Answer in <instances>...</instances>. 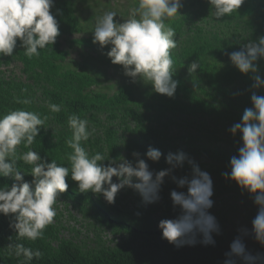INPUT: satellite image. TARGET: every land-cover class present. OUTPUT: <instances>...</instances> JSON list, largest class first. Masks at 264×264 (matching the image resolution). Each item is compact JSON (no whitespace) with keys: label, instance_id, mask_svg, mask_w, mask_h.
Listing matches in <instances>:
<instances>
[{"label":"trees","instance_id":"trees-1","mask_svg":"<svg viewBox=\"0 0 264 264\" xmlns=\"http://www.w3.org/2000/svg\"><path fill=\"white\" fill-rule=\"evenodd\" d=\"M132 1L138 4V0ZM86 2L54 0L51 11L56 14L60 35L52 47L40 50L38 57L28 58L19 41L13 56L0 55V67H5L0 71V115L24 108L42 118L47 116L30 148L39 152L42 159L56 160L69 168L66 156L71 149L65 141L71 137L67 119L72 113L90 122V138L83 142L90 154L100 152L109 159L133 160V152L144 158L149 147L158 148L163 153L160 161H147L155 172L169 167L164 160L169 152L183 150L211 176L214 203L209 212L218 221L220 234H213L214 246L198 242L195 246L177 248L162 239L159 221L179 214L169 194L172 190L186 191L178 189L171 177L164 180L159 202L150 206L144 205L129 188L118 192L115 202L109 204L98 194L81 193L69 175L66 178L69 187L58 198L62 199L63 211L70 205L80 215V221L69 213L66 219L78 223L85 230L84 237L79 239V231L67 226L55 206L54 222L44 230V237L34 242L18 238L9 227L11 218L0 215V264H22V257L9 254L6 247L9 243H23L43 253L30 264H223L235 238L226 232L224 224L228 214L241 213L247 214L242 220L249 222L251 236L246 250L264 255V245L252 234L251 224L257 213L254 198L224 175L230 172V158L241 146L239 134L233 136L230 127L251 106L252 84L249 76L235 70L226 53L239 50L248 39L264 36V0H245L237 12L219 21L213 18L207 0H182L180 16L168 21L176 32L177 46L170 52L176 70L173 79L179 82L172 98L130 78L108 86L109 92L100 90L99 71L89 60L112 64L107 57L110 47L101 48L93 42L91 22L81 24L77 12L84 13L80 7ZM125 10L124 7L118 15H126ZM114 19L119 20V16ZM75 35L81 36L72 39ZM70 49L80 52V61L70 59ZM96 52L103 57L96 56ZM195 60L199 61L200 69L190 75L187 67ZM257 63L264 77V60ZM8 66L11 67L7 69ZM112 66L124 75L121 66ZM256 91L264 95V89ZM26 97L31 98L30 105L16 103L18 98ZM49 102L61 105V111L51 112ZM27 150L22 145L18 149L21 153ZM18 167L25 173L24 180L31 182V165L18 161ZM190 173L191 166L185 161L172 175L179 178ZM13 182L11 178L0 177V186L10 187ZM130 196L136 198L132 210L125 201ZM66 232L69 238L64 237ZM104 232L111 238H102ZM89 234L92 238H88ZM237 264L242 261L237 260Z\"/></svg>","mask_w":264,"mask_h":264},{"label":"clouds","instance_id":"clouds-1","mask_svg":"<svg viewBox=\"0 0 264 264\" xmlns=\"http://www.w3.org/2000/svg\"><path fill=\"white\" fill-rule=\"evenodd\" d=\"M245 0H207L212 16L221 20L231 16ZM182 0H138L126 20L117 21L115 11H106L94 23L93 42L101 48L109 46L107 57L113 65L121 66L123 74L132 82L150 85L155 93L172 98L178 87L173 79L176 72L170 50L176 48V32L168 23L179 15ZM54 0H0V55L13 56L19 41L28 58L38 57L40 50L56 43L60 35ZM180 16V15H179ZM230 64L251 84L250 107H246L239 122L230 127V133L240 136L237 154L229 161L230 172L225 173L240 189L253 196L257 213L252 220V234L264 245V77L260 74L258 61L264 60V36L248 39L239 50L226 53ZM200 69L198 60L191 62L187 72L192 75ZM17 104L30 105L31 98L17 99ZM48 108L53 113L61 111V105L52 102ZM37 112L18 108L0 115V177L14 182L0 186V215L10 217L9 227L18 238L36 241L44 237V230L54 222L57 211L54 205L59 194L67 191L69 177L77 183L81 193L98 194L112 204L118 192L125 188L135 191L144 205L160 200V191L166 177H171L178 189L172 190L170 200L179 209L175 218L162 219L158 223L162 239L177 248L215 245L213 234H220V225L209 212L213 206V181L208 172L200 167L183 150L169 152L164 156L169 166L160 171L150 170L147 161L159 162L163 153L149 147L141 158L133 152V160L123 157L109 159L102 153L90 154L83 146L90 138L89 120L72 113L67 124L71 137L65 143L71 149L66 159L70 168L56 160L42 159L30 146L45 124ZM29 150L19 152L20 146ZM18 161L31 165V182L24 180L25 173ZM107 161V165H105ZM185 161L191 166L190 175L177 178L173 171L182 168ZM115 181L113 182V178ZM241 231L247 232L246 229ZM197 237H200L199 241ZM10 255L22 257V264H30L42 257L39 249L26 247L23 243H9ZM264 264V255L246 250L238 236L225 253L223 264Z\"/></svg>","mask_w":264,"mask_h":264},{"label":"rangeland","instance_id":"rangeland-1","mask_svg":"<svg viewBox=\"0 0 264 264\" xmlns=\"http://www.w3.org/2000/svg\"><path fill=\"white\" fill-rule=\"evenodd\" d=\"M86 1L87 2L83 4L82 7H80V10L83 11L84 13L77 12V16L82 18V21H81L82 25H85L87 22H91L93 26H94L96 19L102 16L104 12L106 11H115L117 13V16H119V20L117 21L122 22L123 20H126L128 18V16L131 13V10L135 8V6L137 5L135 4L134 1L130 3V0H86ZM124 7L126 9L125 10L126 15L124 14L118 15ZM80 36L81 35L72 36V39H78ZM64 48H66L65 45H63V49ZM68 53H69V57L71 60L80 61V56H79L80 52L78 50L70 49ZM96 56L103 57L101 52H96ZM93 57H95V55ZM89 62L94 64L95 68L98 69L99 71V84L101 85L100 90L109 92L110 88H108V86H115V85H119L122 82H127L128 77H126L125 75H121L118 69L113 67L112 64L110 63L106 64L104 62H97L96 60H89ZM10 67L11 66H8L7 69ZM2 69H5V67H0V71ZM4 73H5L4 76H6L7 73L6 72ZM120 192H122V190ZM61 201L62 199L58 198V201L54 206L61 213L62 220L63 221L66 220L67 226H73L76 230L79 231V239L83 238L85 235V230L82 227H80L78 223L73 224V221L66 219L67 213H69L71 217H74L77 221H80V215L75 210H73L70 207V205L66 207V211H63L62 209L63 204L61 203ZM125 201L126 203H128L129 210H132L135 208L136 198L130 196L126 198ZM153 205L154 204H151L150 206H153ZM245 217H247L246 213H241L238 215L228 214L226 223L224 225H225L226 232H229L231 235L235 236V238L239 236L242 239L245 246L247 247L251 242V240H249L251 236L249 235L248 226H247L249 225V222L242 220V218H245ZM242 229H246L247 232L245 233L241 231ZM64 237L69 238L70 234L66 232ZM101 237L105 239L108 237L111 238L110 235H106V232L102 233ZM88 238H92V235L89 234Z\"/></svg>","mask_w":264,"mask_h":264}]
</instances>
